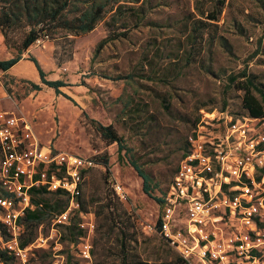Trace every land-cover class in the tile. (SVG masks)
I'll list each match as a JSON object with an SVG mask.
<instances>
[{"label":"rangeland","instance_id":"374dc122","mask_svg":"<svg viewBox=\"0 0 264 264\" xmlns=\"http://www.w3.org/2000/svg\"><path fill=\"white\" fill-rule=\"evenodd\" d=\"M99 1L104 11L90 31L74 35L59 21L39 23L35 28L45 27L48 40L22 51L20 42L32 27L24 16H13L22 0H0V60L17 52L34 57L45 78L62 80L59 90L74 101L2 72L0 108L28 120L39 144L94 162L68 222L54 226V232L49 215L31 229L22 225L21 238L33 233L28 262L186 264L146 228L156 222L159 205L142 191L129 161L148 176L150 195L160 197L201 111L226 106L247 113L242 91L228 83L229 75L244 71L264 95V0ZM92 2L78 0L77 11L68 5L65 18ZM119 31L125 34L115 37ZM23 66L20 62L10 72ZM126 73L133 74L131 81L108 78ZM251 92L264 111V97ZM99 124H110L129 151L118 153L115 142L100 135ZM114 182L124 200L113 191ZM41 199L64 204L63 196L51 192ZM84 243L88 258L80 254Z\"/></svg>","mask_w":264,"mask_h":264},{"label":"built area","instance_id":"2783aa9c","mask_svg":"<svg viewBox=\"0 0 264 264\" xmlns=\"http://www.w3.org/2000/svg\"><path fill=\"white\" fill-rule=\"evenodd\" d=\"M47 40L43 34L33 45ZM93 164L89 156L39 144L21 117L0 110V247L15 263L29 264V246L20 247L19 241L20 217L32 208V191L64 197L63 209L50 215L54 232L78 206ZM262 169L264 115L252 117L227 108L201 111L160 195L158 221L146 228L186 264H264ZM112 189L125 199L120 184L114 182ZM88 248V243L81 245L82 257L88 258Z\"/></svg>","mask_w":264,"mask_h":264},{"label":"trees","instance_id":"16d2710c","mask_svg":"<svg viewBox=\"0 0 264 264\" xmlns=\"http://www.w3.org/2000/svg\"><path fill=\"white\" fill-rule=\"evenodd\" d=\"M129 1H137V0H129ZM78 0H22V4L20 6L17 5L18 10L13 14L14 18H19L24 16L28 23L32 24V27L28 29V31L23 36L20 42V49L22 51L26 50L28 46H30L36 38L42 37L43 34H46L48 37V30L44 28H35L39 23H50L59 21L60 26L68 31L69 34H79L90 31L95 23L101 18V14L104 11V3L99 0H93L90 5L84 7L79 14L71 19L65 18L66 7L70 5L69 11H77ZM210 19H215V16H210ZM50 25V24H49ZM49 27V30L52 29V26ZM125 33L123 31L116 32L114 34L115 37L123 36ZM99 44L97 45V47ZM20 57V52L13 57L7 59L0 60V70H6L12 64H14ZM28 59L31 60L36 69L40 79V82L53 88L55 93H58V87L65 85L62 80H47L44 78V72L40 68L37 61L32 57L28 56ZM108 77V76H107ZM240 77V79H238ZM110 79H124L125 81H131L133 78V74L126 73L123 75H116L113 77H108ZM32 88H38V85L33 82H28ZM228 83L234 86L237 89L242 91L241 96V104L247 110L245 115H249L252 117L263 116L264 111L262 109L261 102L252 94L251 90L256 91L261 97H264L260 90L252 83L251 79L247 77L244 71L239 74H231L228 76ZM227 108L228 107H223ZM220 108V109H223ZM232 111L231 109H229ZM234 112V111H232ZM236 113V112H234ZM98 129L100 131V135L109 142H115L117 152L123 150L124 153H127L129 149L124 144L123 138L119 136L113 129L110 124H99ZM185 149V148H184ZM130 165L137 172V174L141 178V188L144 193L150 196L157 204L160 205L161 199L160 197L151 196L150 188L148 182V176L142 172V170L135 164L133 160L129 161ZM91 169V168H90ZM89 169V170H90ZM88 170V171H89ZM262 173H264V169H262ZM46 191L43 189H34L31 193V204L32 208H26L23 215L20 217V222L27 229H31L36 224L40 223L46 215H51L53 212H59L63 209V202L55 199L52 203H49L48 200L41 199L42 195ZM58 196L56 192H51ZM158 219L156 220V222ZM67 232L69 236L74 237L75 232L74 228L71 224L67 226ZM0 234L4 236V231L0 225ZM33 240V233L31 230H28L25 238H20L19 246L24 247L28 243ZM122 245V241L120 242ZM180 260H182L180 258ZM183 261V260H182ZM0 262L2 264H12L14 260L7 251L0 247ZM184 262V261H183ZM185 263V262H184ZM65 264H68V260H66Z\"/></svg>","mask_w":264,"mask_h":264},{"label":"crops","instance_id":"0c3cea01","mask_svg":"<svg viewBox=\"0 0 264 264\" xmlns=\"http://www.w3.org/2000/svg\"><path fill=\"white\" fill-rule=\"evenodd\" d=\"M40 47H43V44H42V46H40ZM10 58V57H9ZM34 58V57H33ZM5 59H7V58H5ZM35 59V58H34ZM36 60V59H35ZM37 61V60H36ZM20 62H23L24 63V66L23 67H20V68H17V69H15L13 72H10V69H14V67L15 66H17ZM38 63V62H37ZM40 66V65H39ZM41 68V67H40ZM42 69V68H41ZM2 72H4V73H9V74H11V75H13L14 77H21V78H27V79H30V80H28V82H33V83H35V84H37L38 85V88L36 89V88H32L31 86V88L32 89H34V90H39L40 88H41V85H44V86H46V87H49V86H47V85H45V84H43V83H41L40 82V79H39V76H38V73H37V69H36V67H35V65H34V63L31 61V60H29L28 59V57H24L23 56V54L21 55L20 54V57H19V59L14 63V64H12L9 68H7L6 70H3ZM44 72V71H43ZM44 78H45V76H44ZM36 79L39 81L38 83H37V81H36ZM45 79H47V80H55V79H57V78H54V79H48V78H45ZM30 85V84H29ZM63 86H65V85H63ZM63 86H60V87H58V90L60 89V88H62ZM49 88H51V87H49ZM53 89V88H52ZM54 91V90H53ZM55 93V92H54ZM56 94H60V95H62L64 98H66V99H68V100H70L71 102H73L74 103V101L67 95V94H65V93H63V92H61L60 90H59V92L58 93H56ZM0 110H2L1 108H0ZM12 112V111H11ZM26 120V119H25ZM26 122L29 124V128H30V130H31V132L38 138V140H39V142L40 143H43V142H41V140L39 139V137H38V134L36 133V131L34 130V128L32 127V125H31V123L30 122H28V120H26ZM49 142V140L47 141V143ZM53 148H56V147H53ZM56 149H58V148H56ZM59 150H61V149H59ZM65 151V150H64ZM159 205V204H158Z\"/></svg>","mask_w":264,"mask_h":264}]
</instances>
